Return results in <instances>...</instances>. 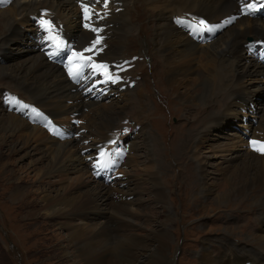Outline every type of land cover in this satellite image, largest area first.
I'll use <instances>...</instances> for the list:
<instances>
[{
	"label": "rangeland",
	"instance_id": "rangeland-1",
	"mask_svg": "<svg viewBox=\"0 0 264 264\" xmlns=\"http://www.w3.org/2000/svg\"><path fill=\"white\" fill-rule=\"evenodd\" d=\"M14 1L11 0L9 4L5 5L6 9ZM5 6L0 8V13L6 10ZM105 12V9H101L99 14ZM177 12L180 11L176 9L172 12L176 27L173 32H179L178 34L185 37L186 40L188 37L194 38L195 35L190 33L193 28L190 19L184 18ZM67 13L69 12L64 14ZM156 15L157 11L149 8L144 0H135L131 5L126 18L128 22H131L130 25L134 31H128L121 50L122 55L124 54V66L121 72H123L124 82L127 83L125 88L128 87L129 90L126 92L120 88L115 89L108 86L109 88H106L105 91L104 89L98 91V93L104 91L105 98L99 99L100 101L92 106L98 112L122 110L131 117L128 124L132 129L125 131L126 127L118 126L114 131L119 133L107 141L111 142L110 146L116 147L121 145L118 142L121 140L122 147L119 152L115 149L114 154H111V150L106 149L109 145H104L105 147L101 145V137H99L101 141L90 139L84 142V139H81L83 131H80L84 122L80 115L73 119L72 115L67 113L62 118L64 120L65 116H71L69 117V119L71 118L70 123L57 122L36 106L42 111L43 116L45 115L48 123L55 121L54 123L67 131L70 139L78 130L79 133L74 139L78 143L81 139L82 142H80L79 151L71 150V152H75L79 158L91 156L87 158V164L81 166H78L80 162L72 160L71 163H74L73 169H70L72 171L52 175L48 179L49 184L42 185L43 190L45 191L48 187L59 189L61 188L59 186H63L70 188V191L74 192V196H78V194L85 196L94 194L103 188L107 192L105 196L106 210L110 209L114 216L123 222L120 223L123 226L119 229L115 228V222L107 224L106 236L110 237L108 241L112 242L113 246L122 243L124 238L147 245L150 240H153V236L159 234L162 225H165L161 230L164 229L169 233V239L165 243V256L168 262L166 264H213L206 260L202 261L203 257L201 256L207 254L208 259H213L216 264H253L254 262V264H260L261 261L255 257L243 255L241 248H244L246 253H248L247 250L253 253L262 252L256 248L264 241L249 243L247 241H252V236L264 234V209L256 206L257 197L264 198V189L257 191L252 196L249 195L248 199L236 198L234 195L229 198L227 194L233 193L229 186L233 178L232 172L242 158L259 155L264 159V153L262 155V152L254 150L252 146L253 141H256L258 145L264 144V75H261L264 68L258 69L256 75L245 73L239 79H235L234 85L235 90H239H237L238 96L230 97V94H227L226 98L229 97V100H226L225 97L220 98L215 105L207 103L203 107L196 101L197 96L201 95V91L206 88L200 84L190 87V91L192 88L193 90L187 96L188 98L184 87H179L176 95L169 93L158 48L151 44V41L157 38L155 32L159 31L157 27L160 22L156 19ZM33 19L37 21L36 17ZM261 19L264 21V16ZM41 21L38 25H36L37 22L34 25L20 24L19 29L23 36L33 38L35 35V41L41 45V52L49 62L57 54L53 52L59 47L47 39L48 31ZM223 22H210L211 24H204L208 27L202 25L200 28L216 30L219 34L228 28L227 23ZM2 23L0 21V25ZM3 25L5 26L6 23L4 22ZM0 30V36L2 33L3 35L7 34V29L4 30V27ZM81 30L82 27H78L75 33H80ZM54 35H58L59 39L65 42L66 46H61L59 51L65 52L67 56H71L75 52L76 44H79V49H84L87 40L84 35L74 40L71 30L68 41H65L57 31H54ZM255 37H248L251 42L246 39L247 43L242 46V50L236 56L235 61L238 66L235 65V69L243 64L241 61H245V64L259 63L254 57V53L256 47L262 44L264 39L259 37L262 41L255 43ZM23 40L25 41V39ZM192 40L197 47L207 44ZM16 42L14 41V43ZM17 45L16 43L9 46L13 53L18 51ZM147 49L148 55L144 54L147 53ZM201 51L202 49H197L196 52L199 54L198 52ZM3 52H6V48L1 46L0 53ZM197 54L192 58L195 59ZM55 58H59V56ZM13 61H15V57H13ZM91 61L92 59L87 60L86 63L91 65ZM78 63H84V61H71L70 67L74 72L77 71ZM192 63L200 65V61ZM67 64L55 65L63 68L68 67ZM214 65L210 67L209 84H212L211 86L217 80L214 68L216 66ZM83 69L76 76V82L72 78L71 84L79 86L82 81L103 77L99 76V69L94 71L90 66ZM7 80H10L13 85L11 78H0V81L5 83H8ZM8 86H0V112L18 115L36 127L33 122V124L29 122L31 116H28V112L25 116L21 115L24 113L25 104L20 102L21 113L10 111L9 106L4 104L16 101V97L30 103L27 97L22 95V92L17 91L18 87H13L11 84ZM100 87L98 85L92 87L91 96H94ZM135 89L139 90L142 104L138 113H132L133 111L128 108L136 103L133 100L135 93L132 92ZM26 94H28L27 91ZM217 106L220 107L217 108ZM260 122L262 123L260 124ZM251 123L256 126L251 128ZM37 128L43 129L47 136L58 139L45 125H38ZM112 130L109 129L107 135ZM51 140L45 141L38 151L31 149L24 151L18 146L17 153L0 160V264H70L63 257L62 250L63 246L66 248V236L70 231H66L63 229L64 227H61L63 230L59 228V223H65V220L58 222L53 218L49 221L42 214H38V217L37 215L33 216L34 204L31 202L27 205L17 202L12 194L15 184L18 182L21 183L20 188L26 194L40 193L38 182L42 172L38 169H44L50 161L51 157L45 151V147L48 146L46 143ZM8 141H12V138H9ZM98 145L100 149L97 150ZM103 149L108 151H102ZM6 151L7 147L0 145V153ZM118 154L123 158V162H118L116 167H108L110 158H113V155L118 156ZM110 174L114 177L113 179H110ZM239 182L235 185H238ZM101 194L100 196H102ZM30 199L39 202V198L33 195ZM118 203L123 204L118 207ZM95 204L102 209L101 198L96 197ZM83 214L89 216L85 212ZM100 217L95 215L93 223H97L96 218ZM80 221V219H70L67 223L68 225H81ZM102 237L104 238V236ZM10 246H13V250L9 249ZM204 247H207L208 251H203ZM254 247L256 250L253 249ZM106 251L101 248L97 250V253L106 255L108 254ZM132 251L134 249H130V252Z\"/></svg>",
	"mask_w": 264,
	"mask_h": 264
},
{
	"label": "bare ground",
	"instance_id": "bare-ground-1",
	"mask_svg": "<svg viewBox=\"0 0 264 264\" xmlns=\"http://www.w3.org/2000/svg\"><path fill=\"white\" fill-rule=\"evenodd\" d=\"M134 1L135 0H107V7L105 8L104 0H15L14 3H11L10 7L6 9L5 5L9 4L11 0H0V8H4L5 6L6 9L4 12L0 13V21L3 23L5 22L6 25L4 26L2 23L0 28L4 27V30L7 29V34L3 35L1 32L2 36H0V47L6 48V52L0 53V78H11L13 81V85L10 80H7L8 83L0 81V86L7 87L8 84H11L13 87L16 86V88H19L17 91L22 92V95L24 94L27 97L30 103L21 101V103L25 104L23 107V114H26V110L41 109L57 122L66 121L68 123H70L71 118L69 119V117L71 116H65L63 120V115L69 113L72 115L73 119L80 115L84 122L80 127V131H83L81 139H84V142L90 139L94 141H101L102 139L101 145L104 146L108 144L107 141L112 139V136L119 133L118 131H114L118 126L122 128L126 127L125 131L132 129L128 124L131 117L126 115L124 111L111 110L98 112L92 106L105 98L104 91L106 88H120L122 91L125 90L126 92L129 90L127 89L128 87L125 88L127 83L124 82L123 72H121L124 66V54L122 55L121 50L125 43H123V40L128 31H134V28L130 25L131 22H128L126 18L127 12ZM144 2L149 8L157 11L156 19L160 22V25L157 27L159 31L155 32L157 38L152 40L151 44L158 48L159 59L163 66V73L169 93L176 95L178 94V88L184 87L187 97L193 90L192 88L190 91V87L200 84L206 88L201 91V95L197 96L196 101L203 107H205L207 103L215 105L220 98L225 97L226 100H229V97L226 98L227 94H230V97L238 96L239 90H235V79H239L245 73L247 75H256L258 69L264 68L263 42L256 47L254 53V57L259 63L245 64V61H241L243 64L237 68L238 70L235 69V65H237L235 61L236 56L238 52L242 50V46L247 43L246 39L256 36L255 43L260 40L262 41L259 37L264 39V21L261 19V17L263 18L264 16V0H144ZM85 7L89 9V16L87 19H85ZM101 9H105L106 12L104 14H99ZM176 9L180 11L177 12V14H181L184 18L190 19V23H192L193 26L192 29L190 28V33L195 35L194 38L190 35L192 39L197 42L207 43L206 45L201 46L199 44L200 46L197 47L191 38L188 37L186 40L185 37L178 34L179 32H173L176 30V27L172 12L174 10L176 11ZM45 12H47V14H45ZM65 12L69 13L65 15ZM34 17L37 18V21L33 19ZM41 20L50 21L53 30L59 32V35L63 37L65 41L69 39L70 30L73 33L74 40L79 39L81 35L87 38L84 49H79V44H76L77 49L75 52L83 53L84 57H91V65L107 66V73H105L104 69H99V76L103 77L95 78V80H92L86 87L87 89L97 82H102L101 86L105 89L99 93L98 98L91 96V94H84L83 89H80L77 85H73L68 81L71 61L78 60L76 57L72 55L67 56L66 63H68V67L60 68L55 64L61 63L62 65L64 62L59 60L60 58L51 59V63L48 62L45 55L41 52V45L35 41V35L33 38L23 36L19 29L20 24L34 25L37 22L36 25H38ZM200 21H203L204 24L214 21H225L229 29H224L223 32L218 34L216 30L200 28V26H202ZM86 25H88V27H86ZM78 27H82L83 31L81 30L80 33H75ZM92 29H97L98 31H93ZM185 36L187 37V35ZM98 38L100 39V43L95 44ZM23 39H25V41ZM14 41H17V48H19L16 53H13L12 49L9 48L11 44H16ZM27 41H29V43H27ZM94 44L95 47H93ZM89 48L92 50L85 51ZM197 49H202V51L197 54ZM196 54L197 57L195 59L192 58ZM13 57H15V61H13ZM64 60L65 58H63V61ZM193 61H200V65H193ZM213 65L216 66L214 68L217 80H213L215 82L213 86H211L212 84H209V75L211 70L210 67ZM261 75H264V71ZM211 78L213 77L211 76ZM87 81L88 80H86V82ZM98 89L100 90L101 87ZM26 91L28 94H26ZM132 92L135 93L133 100H135L136 103L134 105L132 104L131 107L128 106V108L133 111L132 113H138L139 107L142 106L139 90L135 89V91ZM176 97L180 98L179 96ZM219 107L217 106V108ZM38 117L42 118V120H46L43 116ZM31 122H40L43 124L45 121L31 119ZM261 123L262 122H260V124ZM34 126L36 127H33L26 119L24 120L18 115L6 112L3 114L0 112V145H5L7 147L5 153H0V160L8 155L17 153L18 146L21 150L24 149V151L28 149L38 151L45 141L52 139L50 142L46 143L48 146L45 147V151L48 152L51 157L50 161L45 165L44 169H38L42 172L40 181L38 182L40 186L38 189H41L40 193L33 192L31 194H26L21 190V183L18 182L15 184L12 194L17 202L27 205L31 202L34 204L35 212L32 213L33 216L37 215L38 217V214H42V216L46 217L47 220L49 219V221L53 218L57 219L58 222L59 220H65V223H59V228L64 227L63 229L70 231L66 236V248L65 246L62 247L63 257L67 259V262L70 264L168 263L165 256V243L169 239V233L164 231V229L161 230L165 225H162L159 234L153 236V240H150L147 245H142L139 242H134L132 239L129 240L127 238H124L122 243L117 244L118 246L116 244L113 246L112 242L108 241L110 237L107 238L106 236L108 231L107 224L109 222L114 224L115 222V228L119 229L123 226V224L120 223L123 222L119 220V218L117 219L110 209L106 210L105 196L107 192H105L103 188L94 194H86L85 196L79 194L78 196H74V192L70 191V188H65L63 186H59L61 187H58L59 189L48 187L45 191L43 190L44 187L42 185H48V179L52 175L56 173H67L70 169H73L74 163H71L72 160H74V162H80L78 166H81L85 165V163L87 164L86 160L91 156L79 158L75 152H71V150L79 151L80 142H82L81 139L79 143L75 140L76 135L79 133L78 130L71 139L67 137V140L60 141L53 138V136H47L43 129L37 128V124H34ZM254 126L256 125L251 123L250 127L252 128ZM55 127L58 130V125ZM257 127L259 126L257 125ZM109 129L113 130L107 135ZM206 132H208L207 129ZM99 137H101V139H99ZM9 138H12V141H8ZM97 147V150L100 149L99 145ZM104 150L105 149L102 151ZM107 151L105 150V152ZM251 158H242L232 172L233 178L230 184L235 185L237 182H240L235 186L229 185L231 187V192H233L232 194H227L229 198L234 195L236 198L244 197L248 199L249 195L252 196V194L257 191L264 189V159L259 155H252ZM100 194L102 196H100ZM32 195L39 198V202L34 199L31 200L30 198ZM96 197L102 199V209L95 204ZM257 198L256 206L264 209V198L259 196ZM122 204L123 203H118L117 205L120 207ZM116 209L119 210L117 207ZM124 211L126 212L125 209ZM83 212L89 216H85ZM70 214L72 216H68ZM95 215L101 216L100 218H96L97 223H93V217ZM70 219H80L81 225H68L67 222ZM102 236H104V238ZM255 241H264V234L252 236V241L247 242ZM101 248L103 251L107 250L106 252H108V254L104 255L97 253V250ZM227 248H229V246H227ZM255 248L256 247L253 249ZM130 249H134V251L130 252ZM203 249V251H208L207 247ZM256 249L262 252L257 251L258 253H253L247 250V252L250 253L248 254L244 248H241L243 255L253 256L261 261L259 262L260 264H264V243L258 244ZM201 257H203L202 261L206 260L216 264L213 259H208V254L202 255Z\"/></svg>",
	"mask_w": 264,
	"mask_h": 264
},
{
	"label": "snow or ice",
	"instance_id": "snow-or-ice-1",
	"mask_svg": "<svg viewBox=\"0 0 264 264\" xmlns=\"http://www.w3.org/2000/svg\"><path fill=\"white\" fill-rule=\"evenodd\" d=\"M104 6L105 8L107 7V0H104ZM83 7V5H82ZM84 13H85V19L88 18L89 16V9L88 8H84ZM41 24L44 25L48 31V37L47 39L48 40H51L53 42V44H55L57 47H61L63 46V42L59 39L58 35H54V30H53V27H52V24L50 21H47V20H42L41 21ZM200 24L201 25H204V22L203 21H200ZM205 27H207L206 25H204ZM86 27H88V25H86ZM93 31H98L97 29H92ZM100 43V39L98 38L96 41H95V44H98ZM95 44L93 45V47H95ZM92 49L89 48V49H86L85 51H91ZM72 56L73 57H76L79 61H84V63H78L76 65V69L77 71H73V69L71 67H69V74L73 76V78H75L81 71L84 67L86 66H90L93 68V70H97V69H104L105 70V73H107V66L105 65H89L86 63L87 60H90L91 57H84L83 56V53H76V52H73L72 53ZM252 146H253V149L256 150V151H260L262 153H264V144H257L256 141H253L252 142ZM104 155V154H102Z\"/></svg>",
	"mask_w": 264,
	"mask_h": 264
}]
</instances>
